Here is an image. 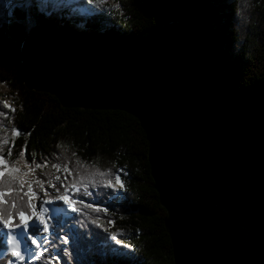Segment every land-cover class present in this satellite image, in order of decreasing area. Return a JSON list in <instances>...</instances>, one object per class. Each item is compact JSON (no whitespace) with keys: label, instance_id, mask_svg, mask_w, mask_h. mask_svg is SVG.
<instances>
[{"label":"water","instance_id":"water-1","mask_svg":"<svg viewBox=\"0 0 264 264\" xmlns=\"http://www.w3.org/2000/svg\"><path fill=\"white\" fill-rule=\"evenodd\" d=\"M21 60L24 85L62 107L138 120L174 264H264V74L211 83L179 22L119 39L43 19Z\"/></svg>","mask_w":264,"mask_h":264},{"label":"trees","instance_id":"trees-1","mask_svg":"<svg viewBox=\"0 0 264 264\" xmlns=\"http://www.w3.org/2000/svg\"><path fill=\"white\" fill-rule=\"evenodd\" d=\"M59 1L60 6L56 1L46 5L45 0H0V85L16 107L10 111L0 101V110L7 114L0 121L9 130H21L14 138L10 162L17 160L26 144L29 164L48 163L33 181L52 179L53 164L74 168L79 159L90 171L116 174L119 170L124 187L122 191L106 187L100 180L109 178L96 177V186L89 187L93 205L106 211L78 204V212L52 218L51 232L42 234L48 241L42 244L47 252L35 264H174L164 227L166 211L154 189L148 142L138 120L117 110L62 107L53 95L28 89L23 82L22 44L38 31L43 19L58 27L119 39L179 22L202 52L209 81L244 89L264 74V0H112L119 6L117 11L95 0H73L66 9L67 0ZM74 7L85 12H72ZM7 135L11 141V132ZM8 147L4 146L6 157ZM111 179L114 182V175ZM75 198L90 203L91 197ZM54 206L64 207L60 202ZM1 228L0 247L7 249Z\"/></svg>","mask_w":264,"mask_h":264},{"label":"snow or ice","instance_id":"snow-or-ice-1","mask_svg":"<svg viewBox=\"0 0 264 264\" xmlns=\"http://www.w3.org/2000/svg\"><path fill=\"white\" fill-rule=\"evenodd\" d=\"M95 2L102 4L104 0H95ZM0 116L7 118V114L2 110H0ZM0 130H2V134H0V225L7 230V244L11 246L10 251L0 247V257H4L0 258V264H17V262L18 264H35V261L47 252V249L42 247L38 237L50 231L49 221L52 216L49 213L53 215H60L65 211L75 213L78 212L76 207L78 204L95 212L106 211V209L94 206L92 203H85L83 199H76L75 197H91L92 192L89 191V187L96 186V177H108L109 179L107 180H100V183L106 187L118 185L123 188L124 183L120 174H118L119 170L116 174L110 170L101 171L95 169L90 171V166L82 163L79 159L75 161L74 168H70L68 163L63 166L53 164L52 168L55 172L62 175H54L52 179L45 180L37 177L33 182L18 180L16 174L28 175L26 172H21V169L16 166L20 160H23L25 166L31 171H35L37 168H47L48 163H37L32 160L31 164H29L26 158V144L21 146L17 160L10 162L12 150L15 147L14 138L21 135V130L15 127L9 130L4 127L2 121H0ZM9 131L13 137L11 141L7 135ZM5 145H9L7 157L3 154ZM113 175L114 182L111 179ZM53 180L60 181L59 186ZM49 188L53 189L54 192L50 193L48 191ZM41 192L43 193L42 196L40 195ZM33 199L39 201V211L37 210V205L32 202ZM57 202L62 203L65 207L51 209L47 207V205ZM18 203L20 206H18ZM17 220L19 221L18 223L16 222ZM32 221L35 222L33 223ZM62 239L64 243H68L66 237H62ZM28 241L31 242L30 245ZM47 243V239H44L43 244ZM22 244L24 246L23 251L21 250ZM31 246H35V248L33 249ZM51 259H56V257Z\"/></svg>","mask_w":264,"mask_h":264},{"label":"rangeland","instance_id":"rangeland-1","mask_svg":"<svg viewBox=\"0 0 264 264\" xmlns=\"http://www.w3.org/2000/svg\"><path fill=\"white\" fill-rule=\"evenodd\" d=\"M55 1L58 2V4H61V5L63 4V3H61V1H59V0H45L44 4H46V5H48L49 3H50V4H51V3H52V4H55V3H56ZM71 2H73V0H67L66 3H65L64 8H65V9L68 8ZM103 3L109 5V6L112 8L113 11H117V10L119 9L118 4L114 3L112 0H104ZM55 5H57V3H56ZM57 6H58V5H57ZM38 8H39V9H42L41 4L38 6ZM64 8H63V9H64ZM70 10H71L72 12H76V11H80V12H82V13L85 12L84 9H78V8H75V7L72 8V9L70 8ZM77 28H79V26H78ZM0 101H2V103L4 104V106H5L7 109H9L10 111H12L13 109L16 108V107H15V104H14L13 101H12V98L10 97V95H9V93H8V90H7L4 86H2V85H0ZM17 167H19V168L21 169V172H26V173H28V175L24 176V175H21V174L18 173V174H16V178H17L18 180H24V181H27V182H33L35 174L37 173L38 170L41 169V168H37L35 171H31L28 167L25 166V163H24L23 160L19 161V163L17 164ZM56 175H62V174H61V173H56ZM53 182L56 183V184H60V181H55V180H53ZM45 186L47 187V185H45ZM116 187L119 189V191H120V190H121V191L123 190V188H120L118 185H117ZM40 195L42 196L43 193L41 192ZM117 195H120V192L117 193ZM117 195H116V196H117ZM93 199H94L93 196H91V198H90V203L95 204ZM32 202L35 203V204L37 205V210L39 211V206H40L39 201L33 199ZM47 207H49L50 209H51V208H55L54 204H52V205H47ZM64 207H65V206H64ZM70 213H72V212H71V211H65L64 213H62V215H64V216L67 217V215L70 214ZM49 215L52 216V218H54V217L56 216V215H53L52 213H49ZM32 222L34 223L35 221H32ZM18 231H19V230H18ZM50 232H51V230H50L48 233H50ZM1 233H2L3 238H4V242L7 243V235H8L7 230L1 228ZM68 233H69V232H68ZM38 239H40L41 243L43 244L42 241H43V239H46V235H44V236H40V237H38ZM29 243H31V242L29 241ZM7 245H8V244H7ZM31 247H32L33 249L35 248V246H31ZM10 249H11V246L8 245V251H10ZM21 250H22V251L24 250V246H23V244L21 245ZM17 264H18V262H17Z\"/></svg>","mask_w":264,"mask_h":264},{"label":"bare ground","instance_id":"bare-ground-1","mask_svg":"<svg viewBox=\"0 0 264 264\" xmlns=\"http://www.w3.org/2000/svg\"><path fill=\"white\" fill-rule=\"evenodd\" d=\"M58 6H60L61 4H57ZM46 46V45H45ZM47 47V46H46ZM44 48V47H43ZM44 49H46V48H44ZM43 50V49H42ZM43 53V52H42ZM94 200V199H93Z\"/></svg>","mask_w":264,"mask_h":264}]
</instances>
